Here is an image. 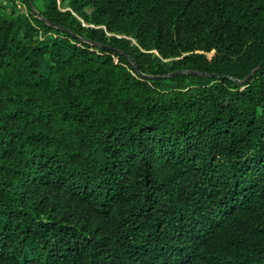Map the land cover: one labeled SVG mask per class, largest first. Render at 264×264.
I'll return each mask as SVG.
<instances>
[{
  "label": "trees",
  "instance_id": "16d2710c",
  "mask_svg": "<svg viewBox=\"0 0 264 264\" xmlns=\"http://www.w3.org/2000/svg\"><path fill=\"white\" fill-rule=\"evenodd\" d=\"M19 1L0 264H264V0Z\"/></svg>",
  "mask_w": 264,
  "mask_h": 264
},
{
  "label": "rangeland",
  "instance_id": "374dc122",
  "mask_svg": "<svg viewBox=\"0 0 264 264\" xmlns=\"http://www.w3.org/2000/svg\"><path fill=\"white\" fill-rule=\"evenodd\" d=\"M17 2H16V9L17 10H22L23 9V5H22V3L19 1V0H16ZM60 7L61 8H66V3H62V4H60ZM208 55H210V53H208Z\"/></svg>",
  "mask_w": 264,
  "mask_h": 264
},
{
  "label": "water",
  "instance_id": "95a60500",
  "mask_svg": "<svg viewBox=\"0 0 264 264\" xmlns=\"http://www.w3.org/2000/svg\"><path fill=\"white\" fill-rule=\"evenodd\" d=\"M28 1V0H27ZM29 5H30V3H29Z\"/></svg>",
  "mask_w": 264,
  "mask_h": 264
},
{
  "label": "built area",
  "instance_id": "2783aa9c",
  "mask_svg": "<svg viewBox=\"0 0 264 264\" xmlns=\"http://www.w3.org/2000/svg\"><path fill=\"white\" fill-rule=\"evenodd\" d=\"M4 2V1H3ZM17 2V1H16Z\"/></svg>",
  "mask_w": 264,
  "mask_h": 264
}]
</instances>
